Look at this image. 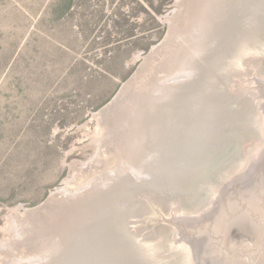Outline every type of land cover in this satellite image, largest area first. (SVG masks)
Wrapping results in <instances>:
<instances>
[{
    "label": "water",
    "instance_id": "95a60500",
    "mask_svg": "<svg viewBox=\"0 0 264 264\" xmlns=\"http://www.w3.org/2000/svg\"><path fill=\"white\" fill-rule=\"evenodd\" d=\"M65 165L10 208L0 264H264V0H170Z\"/></svg>",
    "mask_w": 264,
    "mask_h": 264
},
{
    "label": "rangeland",
    "instance_id": "374dc122",
    "mask_svg": "<svg viewBox=\"0 0 264 264\" xmlns=\"http://www.w3.org/2000/svg\"><path fill=\"white\" fill-rule=\"evenodd\" d=\"M66 2L0 0V237L12 206L62 181L81 125L167 31L170 0Z\"/></svg>",
    "mask_w": 264,
    "mask_h": 264
},
{
    "label": "trees",
    "instance_id": "16d2710c",
    "mask_svg": "<svg viewBox=\"0 0 264 264\" xmlns=\"http://www.w3.org/2000/svg\"><path fill=\"white\" fill-rule=\"evenodd\" d=\"M67 2H70V0H67ZM67 2L65 3V9L68 8V4H69V3H67ZM52 5L54 6L55 9H58L57 6H56V3H52ZM70 9H71V8H69L67 11H70ZM65 11H66V10H65Z\"/></svg>",
    "mask_w": 264,
    "mask_h": 264
}]
</instances>
